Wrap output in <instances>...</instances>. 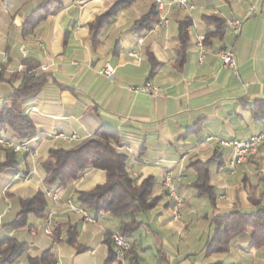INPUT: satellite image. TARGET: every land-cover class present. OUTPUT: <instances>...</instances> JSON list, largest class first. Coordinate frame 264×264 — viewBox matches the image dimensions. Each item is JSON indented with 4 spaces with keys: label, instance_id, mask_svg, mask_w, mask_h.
<instances>
[{
    "label": "crops",
    "instance_id": "crops-1",
    "mask_svg": "<svg viewBox=\"0 0 264 264\" xmlns=\"http://www.w3.org/2000/svg\"><path fill=\"white\" fill-rule=\"evenodd\" d=\"M121 1L59 0L62 10L27 32V17L44 0H0V67L4 70L0 105L19 86L20 82L10 81L16 73L46 66L49 75L48 83L23 97L17 108L36 128L33 141L38 155L15 153L16 166L0 172V242L13 238L27 244L28 253L14 264H30L29 257L48 251L52 264L105 263L107 241L119 232L120 222L111 214L95 219L78 201V194L105 184L106 172L88 168L65 187L47 186L43 164L52 149L70 148L106 128L118 132L119 151L128 155L130 173L139 184L154 178L155 194L161 198L157 208L138 215L142 225L132 243L141 259L137 249L144 251L143 239L149 237L152 245H162L159 252L171 254L163 264H264V247H252L253 228L237 237L226 253L207 256L205 249L213 218L264 208V145L249 162L233 169L228 164L234 150L220 144V140L245 142L264 131V124L254 118V102L264 100V0H191L195 5L191 13L167 4V29L159 27L158 21L151 28L138 27L136 23L156 2L134 0L95 46L91 25ZM251 7L255 12L249 16ZM216 11L226 21L225 34L204 45L206 54L201 59L199 37L214 30L210 18ZM184 19H190L192 26L186 62L180 65L179 32ZM232 19L244 20L238 38L228 29ZM227 47L235 50L238 73L224 68L215 54ZM107 64L116 68L114 81L99 74ZM148 81L162 89L161 96L128 90ZM73 134L77 141L63 140ZM0 135L21 140L10 127L0 130ZM12 152L0 146V165ZM211 159L215 160L210 167L213 201L200 198L194 190L198 173L193 165ZM167 174L183 176L178 184L183 200L180 217L175 216V204L162 185ZM47 188L61 192L62 203L47 201L46 217L30 215L25 228L13 229L21 201ZM68 202L93 221L71 211ZM51 213L52 233L48 234L45 221ZM61 225L65 227L56 238L54 231ZM69 225H78L77 241L86 251L78 252L66 242Z\"/></svg>",
    "mask_w": 264,
    "mask_h": 264
},
{
    "label": "trees",
    "instance_id": "trees-1",
    "mask_svg": "<svg viewBox=\"0 0 264 264\" xmlns=\"http://www.w3.org/2000/svg\"><path fill=\"white\" fill-rule=\"evenodd\" d=\"M134 0H122L109 12L98 17L91 25L94 35V45H99L109 28L115 21V17L127 9ZM62 10L59 0H44L37 9L27 17L25 31L35 30L50 16L58 14ZM158 5L155 4L150 12L144 15L136 25L140 28H151L158 21ZM214 30L205 36L204 45L215 37L223 38L226 21L219 15L210 18ZM192 26L190 19H184L180 24V65L186 62V50L189 42V31ZM155 69V64H153ZM39 67V66H32ZM11 83L20 82L13 93L4 99L0 105V130L10 127L21 140H32L37 137L36 128L32 120L17 111L23 97L39 92L49 81V75L45 73L30 74L16 73L11 78ZM254 118L264 124V100L254 102ZM120 137L118 132L106 128L100 129L95 136L90 137L70 148H55L50 151L48 160L43 164L45 185L59 184L62 187L70 182L78 180L88 168L106 172V183L97 186L88 192H80L78 201L89 210L95 219L104 214H111L119 222V233L131 244L130 250L125 256L124 262L117 257V251L112 238L107 241L108 256L104 264H141V258L136 254L132 239L141 229V221L138 215L157 208L161 198L156 196V181L147 178L141 184L129 171V157L119 151ZM214 159L209 162L195 163L193 167L198 173L195 188L199 195L209 196L214 200V189L210 185V167ZM16 166L15 153H8L5 163L0 165L2 170ZM47 199L43 192H39L34 198L21 201V211L11 227L22 229L27 226L30 215L38 217L47 216ZM213 231L210 240L206 244V255L229 251L233 241L242 235L247 229L253 228L252 247H264V208L253 213L235 212L229 215H219L212 220ZM64 225L58 226L54 236L58 234ZM66 242L84 252L87 249L78 241V225H69ZM28 253L27 244L18 242L13 238H5L0 242V264H14L19 258ZM30 264H52L54 258L50 251L37 258H28Z\"/></svg>",
    "mask_w": 264,
    "mask_h": 264
},
{
    "label": "built area",
    "instance_id": "built-area-1",
    "mask_svg": "<svg viewBox=\"0 0 264 264\" xmlns=\"http://www.w3.org/2000/svg\"><path fill=\"white\" fill-rule=\"evenodd\" d=\"M159 1V8L160 10H164V17H158V26L164 29L169 28L170 21L167 15L165 14V7L167 4L169 6H177L178 8L185 10L189 13L195 10V5L191 0H154ZM255 12V7H251L248 15L251 16ZM215 15H220L218 11L215 12ZM244 20L241 19H232L228 21V29L232 33L235 38H238L241 35L242 28H243ZM204 37H199L198 43L200 44V56L201 59L205 57V46H204ZM38 47L44 49V43L42 41L37 42ZM216 56L222 60L224 68L233 69L238 73V66L236 60V54L233 47L227 48H220L216 51ZM48 70L46 66H39V67H30L28 69L30 74H39L45 73ZM3 68L0 67V74L3 73ZM99 74L110 81L115 80L116 75V68L110 64H107ZM128 90L135 94V95H147L150 97H159L162 95V89L152 82L148 81L141 86H129ZM63 140L67 143H71L72 141H77L78 137L76 134H73L71 137H63ZM4 141V135H3ZM10 147H15L17 153L19 152L20 147H28L29 155L32 158H36L38 155L37 150L34 147V141L32 140H20L19 142H14L11 140V143H6ZM220 144L224 147H231L235 149L234 142H229L225 140H220ZM257 144H264V131L252 136L249 140L244 142V147L241 149V160H232L230 161V165L233 169L238 167V161H247L251 159V153L255 150V145ZM128 152H132L130 148H127ZM183 180V176L173 177L170 174H167L163 177L162 185L167 190L168 196L173 200L175 204V216L180 217V209L183 206V200L178 194V184L181 183ZM44 195L47 201H49L53 205H59L62 203V195L61 192L47 188L44 190ZM69 209L73 212L81 213L84 215L87 221H93V219L86 214L85 211L82 209L76 208L71 202H68ZM51 213L49 217L45 221V230L46 233L51 234L50 224H51ZM112 241L115 244L117 257L120 261L124 262L125 256L127 252L131 248V244L126 240V238L120 234L119 232L114 233L112 236Z\"/></svg>",
    "mask_w": 264,
    "mask_h": 264
},
{
    "label": "rangeland",
    "instance_id": "rangeland-1",
    "mask_svg": "<svg viewBox=\"0 0 264 264\" xmlns=\"http://www.w3.org/2000/svg\"><path fill=\"white\" fill-rule=\"evenodd\" d=\"M228 165L230 167V164H228ZM194 190L196 191L197 195L200 198L201 197H209V196H201V195H199V192L195 188V186H194ZM143 240H144L143 241L144 251L141 248L140 249L139 248L137 249L138 254L142 257L141 264H163L166 256H167L166 257L167 260H170L172 258L171 254H169L167 252L165 254H162L161 252H159V250L162 248V245L161 244H159V245H152V243L150 242V238L149 237L148 238H145L144 237ZM148 244L152 246V249L151 250L146 249V247H147Z\"/></svg>",
    "mask_w": 264,
    "mask_h": 264
},
{
    "label": "bare ground",
    "instance_id": "bare-ground-1",
    "mask_svg": "<svg viewBox=\"0 0 264 264\" xmlns=\"http://www.w3.org/2000/svg\"><path fill=\"white\" fill-rule=\"evenodd\" d=\"M156 4L158 5V14L159 17H164V10H160L159 8V1H155ZM198 48L200 49V44L198 43ZM6 143H11V140H9L7 137L4 136V141H3V135H0V146L13 151L14 153H17V150H15V147H10L8 144ZM264 144H257L255 145V150L251 153V157L255 154L258 153L259 149L261 146H263ZM234 160H241V149L242 147H244V142H234ZM27 152L29 153L28 147H20L19 148V152ZM247 161H238V166L245 164Z\"/></svg>",
    "mask_w": 264,
    "mask_h": 264
}]
</instances>
